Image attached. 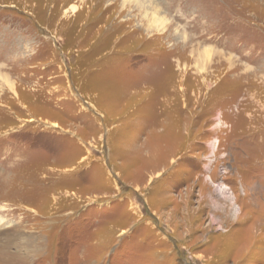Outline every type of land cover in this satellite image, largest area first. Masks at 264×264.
<instances>
[{
	"label": "rangeland",
	"instance_id": "374dc122",
	"mask_svg": "<svg viewBox=\"0 0 264 264\" xmlns=\"http://www.w3.org/2000/svg\"><path fill=\"white\" fill-rule=\"evenodd\" d=\"M2 252L264 264V0H0Z\"/></svg>",
	"mask_w": 264,
	"mask_h": 264
},
{
	"label": "bare ground",
	"instance_id": "6f19581e",
	"mask_svg": "<svg viewBox=\"0 0 264 264\" xmlns=\"http://www.w3.org/2000/svg\"><path fill=\"white\" fill-rule=\"evenodd\" d=\"M216 187H217V190L219 192H221L219 194H220V196H222V198L224 197V198L230 200L234 204V195L230 193L231 190L229 188L227 189V187L224 185H217ZM235 213H236V215L238 214V209H236ZM26 246L33 248V247H31L30 244H27ZM19 258H21V257L20 256L17 257L16 255H13L10 252H8L6 254H3V252H2L0 255V264H20V262L16 260Z\"/></svg>",
	"mask_w": 264,
	"mask_h": 264
}]
</instances>
